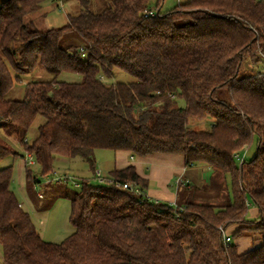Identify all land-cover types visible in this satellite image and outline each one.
<instances>
[{"label":"trees","instance_id":"1","mask_svg":"<svg viewBox=\"0 0 264 264\" xmlns=\"http://www.w3.org/2000/svg\"><path fill=\"white\" fill-rule=\"evenodd\" d=\"M64 1L0 0V163L25 158L6 139L15 138L40 166L44 181L28 170L31 186L80 187L67 195L74 232L45 241L12 189V167L0 168V264H264V0H188L167 12L164 0L155 9L152 0H112L100 13L90 10L93 0H76L80 11L63 27L40 30L28 19ZM246 62L261 69L240 76ZM38 68L52 79L27 84L22 100L7 98L20 75ZM117 70L136 81L104 82ZM206 118L209 130L190 127ZM253 144L251 160L236 159ZM98 150L181 155L186 167L206 164L215 177L189 184L172 205L147 196L133 165L107 180L140 194L98 184ZM78 158L97 185L53 180L58 159ZM245 235L251 248L241 251L236 241Z\"/></svg>","mask_w":264,"mask_h":264},{"label":"rangeland","instance_id":"2","mask_svg":"<svg viewBox=\"0 0 264 264\" xmlns=\"http://www.w3.org/2000/svg\"><path fill=\"white\" fill-rule=\"evenodd\" d=\"M187 2L188 0H164L161 11H170L176 6L185 4ZM111 3L112 0H93L89 7L91 11L100 13L105 8L109 7ZM155 5L156 0H152V9H155ZM79 11L80 8L76 0H65L62 9L56 8L51 4V2H48L45 4L39 14L32 15L28 19L32 21L35 27H37L38 29L48 30L65 26L68 22V16L76 15ZM71 42L77 43V40L72 39ZM259 69H261L260 66H254L251 65L250 62H246L241 69L240 76L255 75L257 74ZM11 72L14 76H16V73L12 71V69ZM20 77L21 82L16 81L14 88L7 95V98L22 100L25 97L27 84L36 81H48L52 79V76L41 68H38L31 74L20 75ZM60 80L75 82L79 81L80 77L73 74H63ZM103 80L104 82L110 84L116 82L128 83L136 81V79L132 76L118 70L115 72V77L113 78V80ZM178 105L184 106L185 102L183 100H178ZM42 122L43 118L38 117L32 125L27 137L29 143H31L37 136L38 127L42 124ZM211 122V118H206L203 120L192 119V121L190 122V127L196 130H209L211 128ZM6 139L10 144H12L15 150L24 154V156L26 157V153L24 152L22 146L18 145V141L15 138L6 137ZM255 153L256 144H253L248 148L246 152V160H251L254 157ZM114 155V151L98 150L95 153V156L97 157V159H101L103 162L100 164L101 167L96 166V168L101 169L103 174L107 175L110 167H113L114 165V159L112 157ZM6 167H12L14 173L12 189L14 190L21 206L30 214L41 237L47 242L61 243L68 236H70L74 232V229L69 222L71 203L67 198V195H72L74 193L80 192L81 188L75 186L72 181H69L67 183L53 182L50 184H43L42 186L34 188L29 182L28 170H31L32 176L36 177L38 180L43 182L44 178L41 177L42 175L40 166L37 163L32 166H27L25 163V158H14L13 156H9L0 163V168ZM54 174L57 177L68 175L71 178H87L90 179L94 185H97V182L93 179L94 175L88 162L83 159L78 158L71 161H62L61 159H59V161L55 163ZM205 176H211V172L206 170ZM228 185L230 188V180H228ZM203 201L205 202L207 200ZM223 201L224 200L221 199L220 203H222ZM223 203H227L226 198ZM256 214L257 209L255 207H250L248 218L253 219ZM249 236L250 235H245V237L241 240L240 245H243V243L246 241V237ZM1 261L2 247L0 245V262Z\"/></svg>","mask_w":264,"mask_h":264},{"label":"crops","instance_id":"3","mask_svg":"<svg viewBox=\"0 0 264 264\" xmlns=\"http://www.w3.org/2000/svg\"><path fill=\"white\" fill-rule=\"evenodd\" d=\"M114 152L115 155L112 156L114 165L110 167L108 173L114 169L122 170L133 165L139 175L148 181V187L146 189L147 195L169 204H176L178 202L179 192L183 191L189 184L197 187L210 185L211 178L215 177L211 168L206 164L200 163L193 167H186L184 157L181 155L154 154L147 157H136L127 151ZM61 160L68 161L65 159ZM102 162L101 159H97L95 156L96 166L99 167ZM206 170L211 172V176H205ZM242 239L236 241L241 251L250 249V239L246 238L243 245H240Z\"/></svg>","mask_w":264,"mask_h":264},{"label":"built area","instance_id":"4","mask_svg":"<svg viewBox=\"0 0 264 264\" xmlns=\"http://www.w3.org/2000/svg\"><path fill=\"white\" fill-rule=\"evenodd\" d=\"M61 6H62V4H61ZM152 14L153 13L149 12V11L145 12L146 16H149V15H152ZM171 97H173V96H171ZM246 152H247V150H245L244 153H242V154L241 153H237L235 155L236 159L242 162L244 160V157L246 156ZM25 163H26L27 166L34 165L36 163L35 156L33 154H31V153H27L26 157H25ZM95 177L97 179L98 184H101V185L114 184L116 187H119V188H122V189H125V190H129L130 192H133L135 194H140L139 188L134 186L133 184H131L129 182L121 184V183H117V182L115 183L113 181L107 180V175L103 174L101 169H97V168L95 169ZM65 178L66 177H60V176L57 177L55 175L53 180L56 181V182H62V181L65 180ZM154 200L155 201H159L157 199H154ZM172 205H175V204H172ZM221 231H222V235H223L224 241L226 243L231 242L230 235L226 234V232L223 229Z\"/></svg>","mask_w":264,"mask_h":264}]
</instances>
